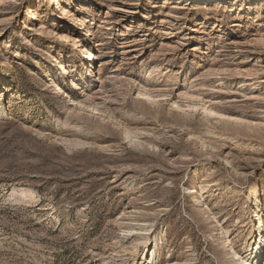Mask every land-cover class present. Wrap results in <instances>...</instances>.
I'll return each mask as SVG.
<instances>
[{
  "label": "rangeland",
  "instance_id": "obj_1",
  "mask_svg": "<svg viewBox=\"0 0 264 264\" xmlns=\"http://www.w3.org/2000/svg\"><path fill=\"white\" fill-rule=\"evenodd\" d=\"M50 1L0 0V264H233L264 215V0Z\"/></svg>",
  "mask_w": 264,
  "mask_h": 264
},
{
  "label": "bare ground",
  "instance_id": "obj_2",
  "mask_svg": "<svg viewBox=\"0 0 264 264\" xmlns=\"http://www.w3.org/2000/svg\"><path fill=\"white\" fill-rule=\"evenodd\" d=\"M54 1L55 0L50 1V6H55ZM69 12H66V14L68 15ZM70 14H71V12H70ZM1 93H2V90H0V94ZM0 112H3V110ZM12 195L14 197H16L17 199L25 200V198L34 199L36 193L34 191H29L26 193L25 196H21L18 192L13 191ZM188 195L193 196L192 202H201V198L198 196V191L194 187L190 188V190L188 191ZM259 204H260V201L258 198H256L255 206L259 210V211L257 210L258 211V213H257L258 217H257V220L255 221V225H254V235L251 238L252 243H249L246 240L247 246L244 249V252L240 253L239 251H237L234 248L233 241L231 240L230 235H227L225 238L226 243L224 244V247L229 248V257L232 260L233 264H261L260 258L263 255V250H264V215L261 212ZM144 230H146V229H144ZM131 231L132 230H130L129 232H131ZM214 234L216 237L219 236V234L216 232V230L214 231ZM156 248H157V242L154 245L152 244L149 248L146 249L145 263L153 264V262L156 258Z\"/></svg>",
  "mask_w": 264,
  "mask_h": 264
}]
</instances>
